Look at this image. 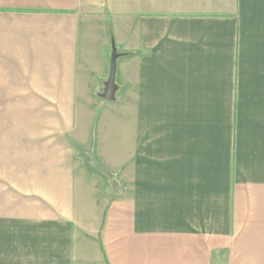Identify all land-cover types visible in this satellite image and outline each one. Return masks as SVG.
Wrapping results in <instances>:
<instances>
[{
    "label": "crops",
    "instance_id": "crops-1",
    "mask_svg": "<svg viewBox=\"0 0 264 264\" xmlns=\"http://www.w3.org/2000/svg\"><path fill=\"white\" fill-rule=\"evenodd\" d=\"M0 104L9 263L264 264V0H0Z\"/></svg>",
    "mask_w": 264,
    "mask_h": 264
},
{
    "label": "rangeland",
    "instance_id": "rangeland-1",
    "mask_svg": "<svg viewBox=\"0 0 264 264\" xmlns=\"http://www.w3.org/2000/svg\"><path fill=\"white\" fill-rule=\"evenodd\" d=\"M23 105H26V104H0V128L5 123H7V122L10 123L11 122L10 119L9 120L8 119H5V117L7 115L6 114L7 109L13 110L14 107L16 106V109L22 110L23 109ZM13 121H14V119H13ZM1 152H2V150L0 151V153ZM5 169H6V167H2V165H0V170L1 171L5 170ZM1 177H3V176H1ZM5 178H7V177H5ZM4 187H6V184L0 183V193L1 194L2 193L6 194L5 192L2 191ZM0 202H1V200H0ZM1 207H4V206L2 205ZM5 225H8V224H5ZM4 227H5V231L4 232H2V228H0V258H1L0 264H13V263H9V255H8L9 246L11 244V241H10V232L6 229V226H4ZM13 234H14V232L11 234L12 237H13ZM16 239H18L17 236H16ZM16 242H15L16 243V246L18 245V247H20L17 240H16ZM20 248H22V247H20ZM15 264H18V263H15Z\"/></svg>",
    "mask_w": 264,
    "mask_h": 264
},
{
    "label": "water",
    "instance_id": "water-1",
    "mask_svg": "<svg viewBox=\"0 0 264 264\" xmlns=\"http://www.w3.org/2000/svg\"><path fill=\"white\" fill-rule=\"evenodd\" d=\"M117 51L114 48L113 49V55H112V61H111V72L108 81L106 82V88L105 93L103 94V98L105 100H111L114 96V92L116 90V83H115V77H116V61H117ZM98 168L102 171H104L109 177H110V184L112 186V192H116L118 189V182L116 180L115 175L109 171L108 169L98 166Z\"/></svg>",
    "mask_w": 264,
    "mask_h": 264
}]
</instances>
